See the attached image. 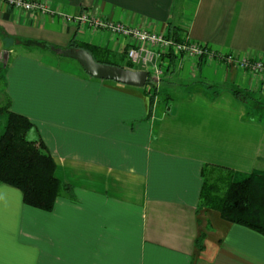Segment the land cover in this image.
Listing matches in <instances>:
<instances>
[{
	"label": "crops",
	"instance_id": "obj_1",
	"mask_svg": "<svg viewBox=\"0 0 264 264\" xmlns=\"http://www.w3.org/2000/svg\"><path fill=\"white\" fill-rule=\"evenodd\" d=\"M28 1L52 11L0 2V106L32 122L68 189L44 211L0 183V264H264L263 235L198 210L204 165L264 171V73L222 58L264 61V0ZM84 13L177 32L214 55L161 49L150 109L144 87L93 78L45 52L41 42L73 39L124 65L130 39L81 25Z\"/></svg>",
	"mask_w": 264,
	"mask_h": 264
},
{
	"label": "trees",
	"instance_id": "obj_2",
	"mask_svg": "<svg viewBox=\"0 0 264 264\" xmlns=\"http://www.w3.org/2000/svg\"><path fill=\"white\" fill-rule=\"evenodd\" d=\"M172 36L176 41L185 39L178 37L177 32ZM40 44L49 51L55 52L60 49L49 43ZM67 47H82L98 62L133 69V65L127 59L124 65L101 61L95 53L96 48L73 39ZM144 88L151 109L158 87L148 79ZM234 93L240 94L239 91ZM2 121L0 183L19 189L24 204L44 211L51 210L59 193L68 187L56 178L55 162L47 147L39 135H33L32 122L26 116L11 111L8 102L0 106V123ZM201 177L198 210L203 208L216 210L223 219L248 227L264 236V171L241 173L224 167L204 165ZM200 239L202 235L196 243Z\"/></svg>",
	"mask_w": 264,
	"mask_h": 264
},
{
	"label": "built area",
	"instance_id": "obj_3",
	"mask_svg": "<svg viewBox=\"0 0 264 264\" xmlns=\"http://www.w3.org/2000/svg\"><path fill=\"white\" fill-rule=\"evenodd\" d=\"M0 2L26 12L49 13L52 11L46 4L39 1L0 0ZM77 20L81 25L87 23L94 27L106 28L117 36L129 38L131 44L126 49V59L133 66L146 70L148 72V79L155 83L157 87L163 77L160 64L161 49L166 53L174 55L188 53L201 58L214 55L209 49L206 50L205 46L186 40L176 41L165 34L149 33L122 24L99 20L88 13L80 15ZM222 58L228 65L236 64L243 69L264 73V61L262 60L237 59L233 55H226Z\"/></svg>",
	"mask_w": 264,
	"mask_h": 264
},
{
	"label": "water",
	"instance_id": "obj_4",
	"mask_svg": "<svg viewBox=\"0 0 264 264\" xmlns=\"http://www.w3.org/2000/svg\"><path fill=\"white\" fill-rule=\"evenodd\" d=\"M55 52L62 57L75 60L86 74L96 79L110 80L134 87H144L148 82V72L146 70H133L114 64L98 62L87 49L82 47L60 48Z\"/></svg>",
	"mask_w": 264,
	"mask_h": 264
},
{
	"label": "rangeland",
	"instance_id": "obj_5",
	"mask_svg": "<svg viewBox=\"0 0 264 264\" xmlns=\"http://www.w3.org/2000/svg\"><path fill=\"white\" fill-rule=\"evenodd\" d=\"M45 49V48H44ZM47 51V49H45V52ZM48 52V51H47ZM60 57V56H59ZM133 69H139V67H135L133 66ZM161 70H162V76H164V73H165V69H164V66L161 64ZM163 78V77H162ZM162 80V79H161ZM159 85H160V82H159ZM4 120V119H3ZM3 130V121L0 123V133L2 132Z\"/></svg>",
	"mask_w": 264,
	"mask_h": 264
}]
</instances>
